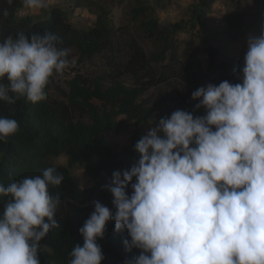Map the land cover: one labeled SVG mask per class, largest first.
Listing matches in <instances>:
<instances>
[{"label":"clouds","instance_id":"obj_1","mask_svg":"<svg viewBox=\"0 0 264 264\" xmlns=\"http://www.w3.org/2000/svg\"><path fill=\"white\" fill-rule=\"evenodd\" d=\"M22 3L29 10L47 6ZM61 43L50 32L0 42V81L9 82L0 83V101L46 100L50 79L74 66ZM235 75L240 82L209 83L192 93L204 115L176 110L142 136L139 158L104 186L115 211L93 202L79 229L83 245L73 247L69 264H102L97 241L109 221L127 232L126 251L140 250L125 264H264V25L259 35L249 34ZM18 131L15 119L0 116V141ZM63 181L48 167L0 185V197H8L0 211V264H40V242L60 227L61 200L50 188Z\"/></svg>","mask_w":264,"mask_h":264},{"label":"trees","instance_id":"obj_2","mask_svg":"<svg viewBox=\"0 0 264 264\" xmlns=\"http://www.w3.org/2000/svg\"><path fill=\"white\" fill-rule=\"evenodd\" d=\"M59 1L68 6V11L54 6L45 7L40 16H20L18 12L25 8L22 0H12L11 4L8 0H0V42L9 35L15 38L20 32L29 36L50 32L62 42L59 47L74 50L80 60H91L100 55L115 57L120 39L116 38L110 11L102 4L103 0ZM252 1L256 5L264 4V0ZM215 2L196 0L189 8V20L181 19L161 26L157 11L164 8L162 0L152 3L133 0L131 19L138 24L136 27L144 37L154 41V52L145 54L138 42L129 37L124 43L120 41L121 46L128 48V52H122L121 63H109L111 72L108 76L112 80L108 84L104 82L105 76L87 78L77 72L66 80V89L61 91L58 100L51 99V78L44 101L33 104L23 97L14 104L0 101V116L15 119L19 125V131L7 142L0 141V185L7 187L22 178L41 175L48 167H55L64 177L60 186L50 188V192L61 200L55 216L60 227L51 229L40 242V264H69L73 247L83 245L79 229L94 211V201L115 211L113 196L100 181H110L114 171L130 169L139 158L135 145L142 138L145 127L158 123L159 119L176 110L204 115L205 110L196 109L198 101L192 99L195 90L225 80L240 82L235 73L242 68L244 59L233 64L219 61L217 57L222 46L212 44L209 20ZM83 7L94 9V23L90 27H75L70 22V13ZM4 10L9 13L7 18L3 17ZM224 22L223 36L231 41L241 36L243 32L238 21L232 22L226 15ZM190 30L193 34L186 43L187 52L181 61L176 37ZM201 56L207 58V66L205 73L197 75ZM120 70L130 77V84L119 80ZM178 78L183 86L180 91H175V95L165 94L157 106L142 102V96L153 87H166L172 91L175 84L169 82ZM0 83L7 86L9 82L5 78ZM129 125L134 129L130 144L120 147L111 137L121 135L130 128ZM60 159L65 163H55ZM77 167L97 185L82 189L73 175ZM130 189L129 186L127 191ZM7 199L0 197V211ZM64 205L66 208H62ZM126 238V231H115L114 221L107 223L104 237L97 241L105 257L102 264H125L126 260L139 254L138 249L126 251L123 244Z\"/></svg>","mask_w":264,"mask_h":264},{"label":"rangeland","instance_id":"obj_3","mask_svg":"<svg viewBox=\"0 0 264 264\" xmlns=\"http://www.w3.org/2000/svg\"><path fill=\"white\" fill-rule=\"evenodd\" d=\"M149 1L150 3L153 2V0ZM195 1L196 0H162L164 8L157 11L160 25L166 26L167 24L178 22L181 19L189 20V8ZM46 4V7L59 6L65 11H68V6L59 0H46ZM102 4L110 11V18L112 20L114 30L116 31V38H119L120 41L124 43V41H126L129 37H132L138 42V45L141 47L142 51L145 52V54L155 51L154 41L144 37V35L140 33L136 27L138 24L134 23L131 19L130 10L133 7V0H103ZM43 9L44 8L39 10H29L24 8L21 11V15L40 16ZM89 10L85 7L74 10L70 13V22L75 27H90L94 23L96 13L94 9ZM18 14H20V12ZM210 15L211 17L209 23L211 35L213 37L212 44L214 46L221 44L222 46V50L220 51L221 53H219L217 59L230 64L238 63L243 60L247 51V39L249 34L259 35L261 27L264 25V4L256 5L252 0H216L212 6ZM226 15L230 18V21H238L239 25L242 27L240 28V31L243 33H241V36H238L235 41H231L223 36L224 31L226 30V24L224 22V16ZM220 32H222V34ZM192 34L193 32L190 30L189 32H183L176 37L180 52L179 59L181 61L184 60L183 54L184 52H187L186 43L191 38ZM120 41H117L120 47L116 52L115 57L112 59L108 56L100 55L92 58L91 60H80L78 54L74 50H70L69 59L73 62L74 66L66 70L63 75H54L52 77L50 91L52 101L60 98V93H62L61 91L66 89V80L70 79L77 72L87 78H93L98 75L105 76L106 78L104 82L107 84L111 82L112 77L108 76V72L110 71L109 63H116L115 61L121 63L122 52H128V48L121 46ZM198 63L199 67L196 71L197 75L205 73L207 58L205 56H201ZM179 67L180 64L177 69H179ZM154 73H156V71ZM118 75H120L119 80L126 84L131 83L130 77L124 71L120 70ZM143 76H145V74ZM169 84H175L172 91H168L166 87H153L146 91V93L142 96V102L146 105L157 106L160 103L161 97L165 96V94H170V92L175 95V91H180L183 86V83L180 82L179 78L170 80ZM153 125L154 124L152 123L145 127L142 130L141 135L144 136ZM129 127L130 128L121 135L111 137L118 143V146H129L131 135L134 132L133 127L131 125H129ZM55 163L64 164L65 160H55ZM73 175L78 180L82 189H90L97 185V183L85 175L84 170L80 167L73 170ZM110 181L103 180L100 181V184L104 187L110 183ZM131 191L132 190L130 189L128 193L131 194ZM62 208H66V206L64 205Z\"/></svg>","mask_w":264,"mask_h":264}]
</instances>
